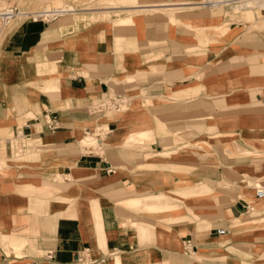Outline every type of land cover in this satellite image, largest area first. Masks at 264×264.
Here are the masks:
<instances>
[{"label": "crops", "instance_id": "crops-1", "mask_svg": "<svg viewBox=\"0 0 264 264\" xmlns=\"http://www.w3.org/2000/svg\"><path fill=\"white\" fill-rule=\"evenodd\" d=\"M237 1L0 34V264H256L264 227L230 226L264 219V8L225 25ZM125 91L129 115L98 110ZM90 123L106 126L102 152L78 144ZM12 134L37 147L14 155Z\"/></svg>", "mask_w": 264, "mask_h": 264}, {"label": "rangeland", "instance_id": "rangeland-1", "mask_svg": "<svg viewBox=\"0 0 264 264\" xmlns=\"http://www.w3.org/2000/svg\"><path fill=\"white\" fill-rule=\"evenodd\" d=\"M7 3L5 4V6H9V5H18L19 9L21 10V12H31L32 14H34V12L37 11H42L46 8L48 9H55V8H76L78 10L76 11H69V12H64L63 14H60L57 16V18H61V16L67 15L76 19H85V21L88 20H92V21H101V20H107V19H113V23L114 24H132L135 23L137 20L136 18H134V14L137 13H141L142 15H144L147 19L149 20H155L156 18H164L165 16L169 15V11L168 9L165 10H137L136 12L134 11H128V12H132V18L130 19L129 23H122L120 20L121 16H124V14L127 13V11H119V12H106V15L104 11H101L100 13H91V10H101V9H108V6H116L118 5V3H127L128 1L131 0H6ZM141 1H149V0H141ZM152 1V0H151ZM155 1V0H153ZM158 2L161 1H165V0H156ZM168 1V0H167ZM173 1H180V0H169V2H173ZM185 1H206V0H185ZM246 0H240L237 1L236 4H239L241 2H245ZM251 1V0H250ZM116 3V4H115ZM4 6V5H3ZM191 5H187L188 8H185L184 10L182 9H176L178 11L175 12V14H178L179 16H182L184 14H188V15H193V16H201L204 14H207V12H213V11H221L222 8H225L224 5H211L210 6H203L200 5L198 7H191ZM50 7V8H49ZM236 10V9H235ZM256 11H254L252 8L251 9H246L244 11H236L237 13H234V15H231L230 20H227V22L225 23V25H229L230 21H235V22H245L246 20H250L253 21L255 19V15L258 14L259 16H261V11L260 9H255ZM226 11V9H225ZM104 12V13H103ZM241 12V13H239ZM220 13V12H217ZM225 13H229L230 12L226 11ZM32 15H22V14H17L15 17H12L10 19L9 22H5L4 20H2V18H0V34H5L6 32H8L10 30V28H13L15 25L22 23L23 21H28L29 19H31ZM56 19V18H55ZM54 19L50 20L53 21ZM41 21V20H40ZM135 21V22H134ZM4 22V23H3ZM203 22V21H202ZM199 23V21H198ZM15 24V25H14ZM11 25H14L13 27H11ZM200 25V24H199ZM202 25V24H201ZM235 31H238V27L235 29ZM125 94V102L124 104H122L121 109H117L115 106H105V108L103 110V113H107V115L109 116V118H113V117H119V116H123L126 117L127 115H129V113L134 110V104H136V93H132L130 91H125L123 92ZM111 94V93H110ZM117 93H112L111 95H116ZM122 94V93H121ZM109 98V95H107L105 97L102 98V100L98 101V103H100L101 101L103 102L104 99ZM102 113V114H103ZM103 121V120H101ZM90 125H94L95 128L93 129H88L85 132V135L83 136L82 139L79 140L78 144H80V146L82 148H86V146H88V148H94L95 151L98 152H102L103 150V146L104 143L106 142V126L104 125V123L102 124H91ZM144 134V135H143ZM148 132L145 133H141L140 135H135L137 137H132V141L134 142H148L150 140V137L147 135ZM86 135H89L90 138L92 139V142L90 143H86V145L84 146L81 141L85 138ZM11 140L13 141V152L14 155H25L29 152H31V150H26L24 152H22V154H20V152L22 151L21 147L18 148V150H15L14 144L16 145L18 144H23L24 141H26V138H15L14 135L12 134ZM201 148H207L209 150L210 145H199ZM202 151V150H201ZM213 157V154H210ZM259 185V184H258ZM208 194H204V198H211V196H213L212 194L214 193V191L212 189H210L209 187L205 190ZM204 192V189H203ZM221 199V198H220ZM255 199H258L257 197ZM205 200V199H204ZM251 203L253 204L254 202L251 201ZM250 212H252V214L257 213L258 209L257 206L253 205L251 206ZM263 222V223H261ZM257 225H259L260 227H257ZM264 227V219L259 221L258 224H256L255 226H251L248 229L251 228H262ZM233 228V227H232ZM231 228V232L232 231ZM247 256L244 257V259L242 260V264H251L249 262V260H247ZM259 259V258H258ZM256 260V264H264V260Z\"/></svg>", "mask_w": 264, "mask_h": 264}, {"label": "bare ground", "instance_id": "bare-ground-1", "mask_svg": "<svg viewBox=\"0 0 264 264\" xmlns=\"http://www.w3.org/2000/svg\"><path fill=\"white\" fill-rule=\"evenodd\" d=\"M218 1H220V0L191 1V2L185 1V0L173 1V2H169V0L168 1L165 0V1H161V2H158L156 0L155 1L149 0L148 2L147 1H141V0H131V1H128L127 3H118V5H116V6H108V9L91 10V13L95 14V13H100L101 11H104L106 14V12L127 11V13L124 14V16L120 17V20L122 23H129L130 19L132 18V15H131L132 12H128V11L136 12L137 10H155V9L163 11L165 9H168V11L170 13V21L174 23V22H177L179 20L177 17V14H175V12L178 11L179 9L184 10L185 8H188L187 5H191L190 8L191 7H198L200 5H203V6H210V4L216 5V4H218ZM6 3H7L6 0H0V12L3 11L4 9H8L11 6V5L5 6ZM251 8L254 11H256L255 9H257V8L258 9L264 8V0H251V1L246 0L245 2H241L239 4H233L231 6H228L226 8V11L231 12V10L234 9V11L236 12V11H244L246 9H251ZM176 9H178V10H176ZM76 10H78V9L73 8V7L72 8H63V9L58 8V11H62V12H66V11L69 12V11H76ZM19 14L24 15V12H20ZM106 15H109V14H106ZM7 22H9V21L7 20ZM14 25H11V27H13ZM258 65H260V64H258ZM142 132L143 131H140V133H138V135H140ZM143 133L146 134V132H143ZM133 137H137V136L134 135ZM89 141L92 142V139L90 138L89 135H86L85 138L81 141V143L85 146L86 143H90ZM35 142H36L35 138L34 139H26V141H24L23 144H18V143L16 145L14 144V147H15V150L16 149L18 150V148L22 146L21 147L22 151L20 152V154H22V152H24L26 150H30L34 146L37 147L36 144H38V143H35ZM224 181H226V180H224ZM201 186L206 189L207 185L205 183H202ZM202 200L205 201L204 197H202ZM259 221L260 220H255L252 218L244 221V220L237 217L232 221L231 226H230V230L233 227L232 231L234 233H239L245 229H248L252 225L255 226L256 224L259 223ZM257 227H260V226L257 225ZM258 260H264V254L261 255ZM262 262H264V261H262Z\"/></svg>", "mask_w": 264, "mask_h": 264}, {"label": "built area", "instance_id": "built-area-1", "mask_svg": "<svg viewBox=\"0 0 264 264\" xmlns=\"http://www.w3.org/2000/svg\"><path fill=\"white\" fill-rule=\"evenodd\" d=\"M240 1V0H239ZM219 2V1H218ZM60 9V8H59ZM21 10L19 9L18 5H11L8 9H4L3 11L0 12V18L4 20L5 22L10 21L12 17H15V15L19 14ZM64 12L58 11V8L55 9H44L42 11H37L32 14L31 12L25 13V15L29 14L32 15L31 19L36 20V21H49L52 19L57 18L58 15L63 14ZM125 102V96L123 94H116V95H111L109 98L105 99L103 103L100 105V109L98 110H103L105 106L111 105L115 106L117 109H121V105L124 104ZM48 126L56 128L57 127V119L55 117H48L46 120ZM258 198H264V186H257L256 187V192ZM217 232L220 234H224L227 232L224 228H217ZM88 251V249H87ZM83 257H85V254H81V256L78 257L79 261H82Z\"/></svg>", "mask_w": 264, "mask_h": 264}]
</instances>
